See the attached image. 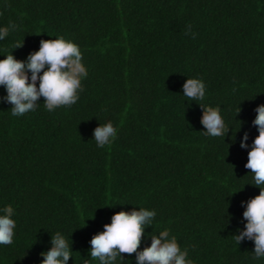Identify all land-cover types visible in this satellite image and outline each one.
<instances>
[{
    "label": "trees",
    "instance_id": "obj_1",
    "mask_svg": "<svg viewBox=\"0 0 264 264\" xmlns=\"http://www.w3.org/2000/svg\"><path fill=\"white\" fill-rule=\"evenodd\" d=\"M0 12V27L18 25L0 40V60H26L64 36L88 69L71 107L49 112L41 97L16 117L0 102V215L11 205L17 225L0 264H41L56 232L72 248L68 264H98L93 235L141 207L157 215L140 250L170 229L194 264H264L252 241L233 238L246 223L241 202L260 191L240 141L258 136L264 104V0H0ZM193 78L206 85L203 101L183 95ZM197 103L221 108L225 138L203 134ZM109 121L117 138L98 148L94 129ZM121 255L116 264H136Z\"/></svg>",
    "mask_w": 264,
    "mask_h": 264
},
{
    "label": "clouds",
    "instance_id": "obj_2",
    "mask_svg": "<svg viewBox=\"0 0 264 264\" xmlns=\"http://www.w3.org/2000/svg\"><path fill=\"white\" fill-rule=\"evenodd\" d=\"M7 7V6H6ZM0 15H3L0 12ZM18 29L15 23L0 27V40ZM191 25L187 26L185 35H188ZM195 33H192L195 39ZM24 40L17 41L13 49L22 48ZM83 55L79 45L64 36L56 39L41 40L38 51L29 53L26 60H18L8 54L0 60V86L6 95L0 97V102L11 105L12 116H24L36 111L40 98H44L47 111L53 112L60 107H71L80 98L84 91L82 80L87 78L88 69L84 65ZM39 84L37 86V82ZM235 91V89L233 90ZM185 97L191 101H203L206 96V85L202 79H187L182 86ZM202 116L200 123L207 137H226L230 127L221 115L219 106L212 107L197 103ZM240 107L237 115L240 113ZM254 111L256 117L252 125L257 128L258 136L251 146L248 145L249 134L244 133L240 147L249 149L248 160L244 165L253 174L254 186L260 189L259 194L247 201H242L244 207L243 220L246 221L243 230L237 229L234 235L237 245L248 240L254 243L253 259L264 257V104L258 105ZM243 122L240 121V126ZM117 127L111 121L94 129L93 138L98 148L110 145L117 138ZM4 215H0V245L13 244L16 221L12 218L15 209L11 205L5 206ZM157 213L155 209L133 208L131 211H120L111 217V223L103 226L104 230L93 235L89 241L91 260L98 264H116L117 260H125L121 254L131 256L135 253L136 264H194L188 258L189 249H181L176 236L170 234V229L152 235L150 246L140 250L145 229L152 226ZM51 247L41 252V264H68L72 257V248L69 241L60 232L51 236ZM73 241L71 240V245ZM190 247L195 248V245ZM85 264H90L85 261Z\"/></svg>",
    "mask_w": 264,
    "mask_h": 264
}]
</instances>
